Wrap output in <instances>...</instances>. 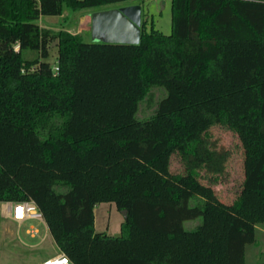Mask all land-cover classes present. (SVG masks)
<instances>
[{"label":"trees","instance_id":"16d2710c","mask_svg":"<svg viewBox=\"0 0 264 264\" xmlns=\"http://www.w3.org/2000/svg\"><path fill=\"white\" fill-rule=\"evenodd\" d=\"M136 1L0 0V203L32 201L70 264H245L264 224V0H171L170 34L143 15L138 44L36 24ZM154 86L165 95L139 121ZM213 124L243 149L231 204L199 181ZM101 203L126 212L119 236L95 231Z\"/></svg>","mask_w":264,"mask_h":264},{"label":"rangeland","instance_id":"374dc122","mask_svg":"<svg viewBox=\"0 0 264 264\" xmlns=\"http://www.w3.org/2000/svg\"><path fill=\"white\" fill-rule=\"evenodd\" d=\"M127 5H138L141 16H147L149 23L155 30L164 35L171 32V0H140L127 2L111 8ZM110 9V8H104ZM100 9V10H104ZM95 10H82L73 12L63 7L59 16H41L36 24L42 28L64 31L73 35H80L84 42L101 41L94 39L91 33V15ZM99 11V10H96ZM56 43L51 45L50 56L46 60L51 67L56 64ZM165 95L161 87H151L141 101L136 113L139 121L147 120L155 111L157 103ZM199 153L206 150L209 153L208 163L201 166L197 172L199 181L211 186L217 198L224 204H231L238 196L243 181V149L237 135L230 129L220 124H213L203 136ZM209 166V167H208ZM169 169L172 174L185 172V165L178 153L170 156ZM94 229L98 233L109 236L120 235V227L125 218L114 204L101 203L94 207ZM9 221L0 217V264H41L42 259L57 253V248L50 235L37 247H28L39 242V238L31 239L25 234L30 226L39 230V236L45 234L43 225L34 220L25 222L18 231V236L10 237L3 229ZM201 223V218L183 222L185 230H193ZM5 226V227H4ZM10 227V226H9ZM14 230V231H16ZM245 264H264V224L258 225L255 232V241L245 248Z\"/></svg>","mask_w":264,"mask_h":264},{"label":"water","instance_id":"95a60500","mask_svg":"<svg viewBox=\"0 0 264 264\" xmlns=\"http://www.w3.org/2000/svg\"><path fill=\"white\" fill-rule=\"evenodd\" d=\"M141 8L127 5L94 11L91 33L94 39L108 44H138L140 40ZM126 216L125 211H121Z\"/></svg>","mask_w":264,"mask_h":264},{"label":"built area","instance_id":"2783aa9c","mask_svg":"<svg viewBox=\"0 0 264 264\" xmlns=\"http://www.w3.org/2000/svg\"><path fill=\"white\" fill-rule=\"evenodd\" d=\"M39 2L40 0H36ZM14 52H18L20 45L16 42L12 47ZM53 69L56 71L57 68L54 66ZM1 208H5L10 211V218L15 222H22L24 220H38L42 221V216L38 212L35 204L32 201L25 202H2L0 203ZM30 234L33 232H29ZM42 264H70L69 260L62 253L48 258L42 262Z\"/></svg>","mask_w":264,"mask_h":264},{"label":"crops","instance_id":"0c3cea01","mask_svg":"<svg viewBox=\"0 0 264 264\" xmlns=\"http://www.w3.org/2000/svg\"><path fill=\"white\" fill-rule=\"evenodd\" d=\"M0 217L3 218V219H5V220H8L10 222L9 225L8 226L5 225L6 227L4 226L5 228L3 229L4 233L7 234V235H9L10 237H14V235H17V237L19 238L18 231L17 230L20 228V226H22L23 224H25V222L30 221V220H24L22 222H15V221H13L10 218V211L7 210V209H5V208H1V206H0ZM35 221L37 222V224L43 225L44 230H45V234L42 237H40L39 236V233L40 232H39L38 228H36L35 226H32V225H30L25 230V234L28 235L31 239L39 238V242L37 244H34V245L27 244L28 247H32V248L37 247L39 244H41L42 242H44V240L46 239L47 235H50L49 232H48V230H47V226H46V224H45V222L43 220L42 221L35 220ZM16 228H17V230H16ZM14 230H16V231H14ZM30 231L33 232V233L30 234L29 233ZM56 248H57V246H56ZM59 254H61V253H60V251L57 248V253L54 254V255H52V256H48L45 259H42L41 264L46 259L51 258V257H54V256H57Z\"/></svg>","mask_w":264,"mask_h":264}]
</instances>
